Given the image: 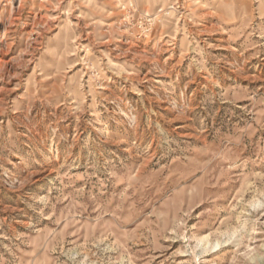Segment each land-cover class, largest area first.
<instances>
[{"label": "rangeland", "instance_id": "obj_1", "mask_svg": "<svg viewBox=\"0 0 264 264\" xmlns=\"http://www.w3.org/2000/svg\"><path fill=\"white\" fill-rule=\"evenodd\" d=\"M0 264H264V0H0Z\"/></svg>", "mask_w": 264, "mask_h": 264}]
</instances>
